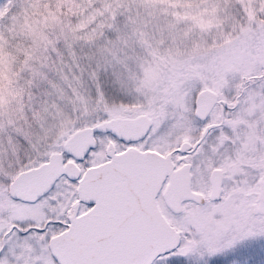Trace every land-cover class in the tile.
Segmentation results:
<instances>
[{"label":"snow or ice","instance_id":"obj_1","mask_svg":"<svg viewBox=\"0 0 264 264\" xmlns=\"http://www.w3.org/2000/svg\"><path fill=\"white\" fill-rule=\"evenodd\" d=\"M0 264H264V0H0Z\"/></svg>","mask_w":264,"mask_h":264}]
</instances>
